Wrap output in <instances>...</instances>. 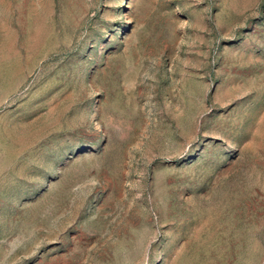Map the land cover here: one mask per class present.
<instances>
[{"label":"rangeland","instance_id":"rangeland-1","mask_svg":"<svg viewBox=\"0 0 264 264\" xmlns=\"http://www.w3.org/2000/svg\"><path fill=\"white\" fill-rule=\"evenodd\" d=\"M0 264H264V0H0Z\"/></svg>","mask_w":264,"mask_h":264}]
</instances>
